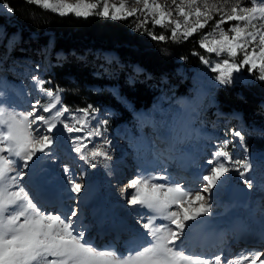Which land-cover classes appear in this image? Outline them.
<instances>
[{"label": "snow or ice", "instance_id": "obj_1", "mask_svg": "<svg viewBox=\"0 0 264 264\" xmlns=\"http://www.w3.org/2000/svg\"><path fill=\"white\" fill-rule=\"evenodd\" d=\"M25 2L51 10L62 17L74 14L84 19L95 15L119 21L136 15L138 11H125L124 3L117 6L110 4L109 0H77L75 4L63 0ZM135 2L142 3L143 9L153 14L154 25L163 26L166 16H171V11L165 12L159 3L150 6L149 0ZM173 4L178 16L183 17L184 25L181 31L180 21L168 20L169 25H174L170 32L173 41H187L208 25V21L213 19V12L219 14L220 19L216 22L218 37L214 33L205 34L199 41V48L215 54L217 58L226 56L218 59L214 66L209 59L201 56L202 63L211 72L219 73L215 79L220 84L234 83L238 78L234 74L242 70L254 76L256 69L259 70L256 79L264 82V0H253L251 6H245L240 0H218L213 4L205 0L203 8L198 0H179V3L173 0ZM0 9L9 14L15 11L7 2L0 4ZM145 23L142 22L141 26ZM222 24H229V28L225 30ZM148 35L152 41L165 42L169 39L163 33L157 35L149 31ZM208 36H212V39L208 40ZM241 56V59H237ZM36 67L38 72L40 66ZM32 80L40 86L39 91L50 98L47 104L37 99L29 110L13 109L5 119L4 115L9 109L0 103V264H209L210 258L185 251L182 238L191 227L188 222L197 221L198 217L209 211L208 201L214 189L227 179L233 165L239 166L235 170L249 187L252 186L245 176L249 165L235 158L228 150L229 145L236 146L235 138H238L239 145L247 151L244 133L237 129L227 130L234 139L217 141L211 147L206 158L207 168L198 177L200 183L195 190L182 184L157 182L166 180L163 175L138 176L130 180L127 187L135 189V194L131 195L128 203L147 208L152 213H143L138 220L151 239L135 248L134 254L124 258L107 249L99 250L85 239V231L78 227L79 203L73 204L67 213L55 208L49 211L28 190L27 178L32 165L42 155H52L57 133L62 135L64 130L69 134L82 131V128L70 123L71 119H75L76 124H87L92 128L87 136L68 137L80 141L74 147L79 159L95 168L99 158H110L106 150L110 141L104 134L108 120L99 115L100 110L88 105L77 109L84 114V119L75 115L60 119L70 111L67 106L57 107L62 103L60 94L65 89L58 86L56 89L43 87L45 81L38 74L33 75ZM92 121L95 123L92 124ZM61 124L62 129L58 127ZM85 141L92 144L91 149ZM86 151L88 155H85ZM64 177L70 186L67 190L74 194L70 199L79 201L85 185L75 178L67 165L64 166ZM10 187L13 190H9ZM161 218L168 223L157 224V219ZM237 255L249 257L245 264H264V252L260 250ZM214 264H232V261L220 253L215 255Z\"/></svg>", "mask_w": 264, "mask_h": 264}, {"label": "rangeland", "instance_id": "obj_2", "mask_svg": "<svg viewBox=\"0 0 264 264\" xmlns=\"http://www.w3.org/2000/svg\"><path fill=\"white\" fill-rule=\"evenodd\" d=\"M63 2L75 4L77 0H63ZM91 2H95V0H91ZM204 2L205 0H198V3L201 6V8H203ZM207 2L209 4H213V3H217L218 0H207ZM240 2L243 3L245 6H251L253 0H240ZM109 3L117 6L120 3H124L125 11H131L132 9H137L138 11L136 15L132 17H127L136 20L137 25L142 24V22L144 21H146V23L150 22L154 25L153 14L144 10L142 3L137 4L135 0H109ZM153 3H159L162 6V10H164L165 12L171 11V16L170 17L166 16V19L163 22V26L155 25L156 27L171 29V27L174 25L168 24V20L170 19L173 21H177V20L180 21L181 31L183 30L184 27L183 17L178 16V14L175 12L174 10L175 5L173 4V0H149L150 6ZM176 3H179V0H176ZM37 7L40 8L39 6ZM0 10L2 12H5L2 9ZM44 11H48L59 15L58 13L52 12L51 10H44ZM5 13L9 15V13L7 12ZM212 15H213V19L208 21V25L204 29L198 30L193 35L196 36V39L198 40V48H199V41L201 38L205 36V34L214 33V35L218 37L219 30L216 29V22L220 19V16L218 13L215 12H213ZM190 23H191V19H190ZM230 23L235 24L236 22H230ZM221 27L227 30L229 28V24H222ZM192 37H189L187 40L191 39ZM210 39H212V36H208V40ZM49 43L50 40L48 41V43H42V44H38L37 42H31L29 38H27L25 35H21L20 32L10 31V29H6L2 25H0V103H2L6 108L9 109V111L6 112L4 115L5 119H7L8 115L13 109L16 111L29 110L31 108V104L34 103L35 100L37 99L41 100L42 104H47L50 101V98H48L44 93L39 91L40 86L35 85L34 81L32 80V76L38 74L41 77V79L45 81L43 87L45 88L51 87L45 77V72L48 69L49 59H50V54H47V46L49 45ZM199 49L201 50V54L198 56L196 61H194V59H187V58L182 59V57H180L175 62L176 65L174 66L173 69H169L163 72L161 75H158L157 77L151 76L149 72H145L144 74L143 73L141 74L140 68H138L135 65V63L127 62L124 63L125 66L123 62L122 64H120L117 61V57L112 53L102 54L103 58L106 61H108L103 64L104 68L103 67L101 68L102 71L100 72L93 71V75L95 76V78L103 77L104 79L114 80V75H117L119 72L121 73L122 71L125 70V72L128 73V76L126 78L127 81H135V80L138 81L140 78H150L151 85H153V89L158 90L150 106L144 109H138L137 111H134L131 102L128 101L126 98H124L122 96L123 94L122 93L120 94L119 91L115 89V87H108L107 89L106 86H102L101 87L102 92L104 90L111 91V93L117 97V103H119L124 109H126V111L132 112L133 118L131 121L127 123L115 125L116 114H114V112L109 108L99 109L100 110L99 115L102 116L104 119L108 120V124L104 128V134L107 137V140L110 141V145H106V150L110 158H99L95 168L85 164L84 161L80 162L81 160L79 159V157L77 158L78 159L77 161H74V165H73V167L76 168L75 164L80 163L81 166H85L86 168H88L85 170L86 171L89 170L90 177H92L95 173V175H101L102 179L105 181L110 180L109 185H111L112 188H114L115 192L118 190L119 187H121L119 188V193L116 195L117 197L123 196L121 197L123 206L118 207L119 210L118 215L121 218L122 217L128 218L127 222L131 223L133 227H134L133 220L136 221V219H138V217L135 215L134 208L138 210L139 206H132L128 203V201L131 199V195L135 194V189L128 188L127 185L131 179H135L138 176L151 177L156 173L151 172L149 170L148 168L149 162H141L140 160H138L136 156L134 157L133 160H131L133 155L130 149H128L127 147L124 148L123 146L120 145V143L122 145H125L126 141L137 139L138 141H142L144 144H146L148 138L145 137V133L147 134V132L149 133L154 132L153 148L157 150L159 153V150L163 146L156 144L157 143L156 135L159 134L160 135L159 138H161V134L169 133L168 138H170L173 133V127H174L171 126L173 122L177 120L179 121L178 124L175 126L176 133L174 134V136L176 137V141L181 142L182 140L186 139L182 142L183 143L190 142L192 140V136L187 135L188 134L187 128H190L191 124H193L194 127L193 141L190 145L191 149L188 148V146L181 147L180 144L177 146L179 149H185V151H190L189 154H186L185 158H187V156H193V159L197 157V153H195L194 151L196 149L197 151H200V147L198 145H195L194 148L192 147L195 141H197L199 145H202V148L208 144L207 140L210 135H213V133H208L207 131H205V129H203V127L212 125L210 127L211 131H213L218 136L222 134L221 137H218L219 139H216V135L214 134L215 137L211 139L212 143L210 145V149L213 145L217 144V141H222L224 139H228V140L234 139L227 130L237 129L242 131L245 136L247 151L245 150L244 147H241L239 145L238 138H235L237 141L236 146L233 147L232 145H229L228 150L233 153L235 158L240 159L249 165L248 171L245 173V176L247 177L248 181L251 182V185L256 190V192L254 191L251 192L250 198L246 202L249 201L253 202L257 198H260L261 199L260 204H263L262 203V200L264 199L263 190L262 193L260 194L259 192H261V190L257 192V188L254 187L253 185L256 182L255 180H259L260 178L264 177V127H263L264 104L258 105L257 109H255V111L249 114V117L252 118L253 121L260 122L259 126L254 125L255 123H250V124L245 123L244 119L239 114L240 111L236 110L235 108L234 109L236 111L235 110L230 112L222 111L221 109L223 105L218 101L216 102L215 99L216 87L218 82L215 79V77L218 76L219 73L211 72L209 67L204 63H202L201 56L209 59L212 62L213 66L218 59L226 58V56L222 55V57L217 58L215 54H209L204 49L201 48ZM92 56L96 58L98 56H101V54L100 53L98 54L97 51L95 52L92 51ZM191 56L192 57L196 56V54L191 53ZM59 57L61 56L58 53L54 55L55 60ZM241 58L242 56L238 57L237 59H241ZM4 63H6L9 66L8 69H4L5 67ZM37 65L40 66L38 72L36 67ZM113 65H115L114 68ZM92 67L94 69V64H92ZM11 70L17 71L18 74L15 75L14 73H11ZM254 72H255L254 77H257L259 75V70L256 69L254 70ZM242 73H248V72L246 70H242L241 73L239 74ZM11 74L14 77L12 79L15 80H11L12 77ZM136 74L140 76L139 79L135 77ZM239 74H234V76H239ZM242 78H246V77H242ZM256 80L259 81L258 79ZM2 82H4L5 84L3 85ZM16 84L19 85V87L21 86L20 89L22 88L23 97H18L15 91L11 89V86ZM2 85L8 86V89L3 90ZM126 85L127 84H124V87ZM180 87H185L187 94L178 96L176 92ZM95 89H100V88L96 86ZM24 99L26 100L25 102L23 101ZM24 104H27V106L24 107L23 106ZM62 106H64L62 103L57 105V107H62ZM50 114L51 113H44V115H50ZM155 114L158 116V121L156 120ZM73 115L79 116L81 119H84V114L82 112H78L77 110H70L68 113H65L64 117H61L60 119H65ZM152 118H155V122L150 124L149 120H151ZM144 121L145 123H143ZM70 123L76 128H82V131L73 132L69 134L67 133L66 130H64L62 135L60 133H57V140L54 148L52 149V154L55 151H59L58 152L59 155L74 154L70 156V159L74 160L77 157L76 155H78L74 151V147L76 146V144H79L80 141L79 140L74 141L72 139H68V137L87 136V134L90 131H92V128L87 124L84 126L80 124H76L75 119H71ZM91 123L94 124L95 121H92ZM157 125H160V127H158L160 128L158 131L156 130L157 128H150V127H156ZM217 126L218 129L223 128V131H221V133L217 132ZM58 127L62 129L63 125L62 124L58 125ZM147 127L149 128L147 129ZM135 131L139 133L138 137L135 134ZM201 132L204 133L203 136L199 135ZM177 133H179V135H177ZM168 142L169 140L165 144L166 145L165 147L166 149L169 150L170 146ZM85 143L88 142L85 141ZM203 144H205V146ZM255 145H261L262 146L260 147L261 150L258 151L254 150L255 148H257ZM62 146H65L64 149ZM138 146L139 145L137 146L132 145V149H137ZM91 147L92 144L88 143V148L91 149ZM125 149L127 155L124 158ZM210 149L201 150V155L208 156L210 154ZM117 152L118 155H120L119 158H117L118 157ZM85 155H88L87 151L85 152ZM42 157L43 155L41 156V158ZM48 158H52V160L50 161ZM58 158L59 157L57 156L56 157L45 156L43 160L42 159H38V160H40V163L43 166H47L49 168L54 167L56 170L59 167V171H62L64 174V166L65 165L69 166L68 162H66L68 159L61 157L64 158V162L62 160L60 161L61 163L56 166ZM199 158L200 160H202L201 156ZM168 159L171 160V158ZM182 160H183L182 158L176 157L175 163L181 164ZM188 160H192V159L189 158ZM126 161L127 162L130 161L131 164L135 163L136 165L135 167H132L133 171H131V173L128 171L129 164H127ZM151 161L154 162L153 159H151ZM238 167H239L238 165H233V170L229 174H227V179H225L224 182L219 186V188H217L218 193H216L215 196L217 200L214 201L213 199L215 197L211 196L212 198L208 201L209 211L205 214L208 215L210 214V216L221 215L222 212L225 210V208L230 207L233 203L235 202L242 203V201H238V200H235L233 202H229L228 200H226V193H228V188L230 187L231 184L234 183L242 186L246 185L245 182L243 184L242 181L244 180L235 170ZM173 168L176 169L178 172V168H175V166ZM206 168L207 165L205 166L204 171L206 170ZM113 170L115 172H113L110 175V173ZM77 171L78 170H75L73 172L75 173ZM127 172H129L128 175L122 177L120 181H117L116 178L117 175L118 177H120L121 173L125 175ZM109 175L110 177L108 180L107 177ZM100 183H101V179H100ZM198 184L195 185V188H197ZM30 185H32V181H30L28 187ZM263 185H264V181H263ZM104 189L103 192L108 191L107 187H105ZM9 190H13V189L10 187ZM122 192L124 193L123 195ZM205 195L207 196L208 194ZM108 199L110 198L108 197ZM117 203H120V198L118 199ZM223 204H227V206L222 207ZM81 207L85 208V206H81ZM128 208L131 210H128ZM131 212L133 213V215L131 214ZM80 213H81V209H80ZM252 216L254 218H258L254 220L256 222L258 223L264 222L263 211H258L256 214H252ZM121 223H123L122 220ZM135 226L137 227V224H135ZM140 228H142L141 225Z\"/></svg>", "mask_w": 264, "mask_h": 264}, {"label": "trees", "instance_id": "obj_3", "mask_svg": "<svg viewBox=\"0 0 264 264\" xmlns=\"http://www.w3.org/2000/svg\"><path fill=\"white\" fill-rule=\"evenodd\" d=\"M4 2L9 3L15 11L7 15L0 10V25L10 31L20 32L31 42L42 44L50 40L47 46L49 54L59 51L69 54L64 60H57L47 76L54 86L65 89L63 102L72 108L86 107L88 104L111 105L121 114L125 113L108 91L95 93L92 90V85L107 82L92 75V64L94 69H101L98 66L102 64L94 59L92 51L115 53L123 64L135 63L149 71L153 77L173 69L180 57L196 61L201 54L196 36L187 41H173L170 38L171 29L156 27L150 22L141 26L132 18L112 21L95 15L87 19L77 18L74 14L62 17L30 5L25 0H0V4ZM149 31L157 35L163 33L169 39L165 42L152 41L147 35ZM191 53H196V56L192 57ZM120 74L125 75V70ZM248 74H244L246 78L236 76L238 78L234 83H219L216 96L224 109L239 110L246 121L251 120L249 114L264 101V82ZM120 81H125L122 76ZM150 85V78H142L125 87L119 83V88L133 101L135 107H142L151 102L154 94L153 85L151 88Z\"/></svg>", "mask_w": 264, "mask_h": 264}, {"label": "bare ground", "instance_id": "obj_4", "mask_svg": "<svg viewBox=\"0 0 264 264\" xmlns=\"http://www.w3.org/2000/svg\"><path fill=\"white\" fill-rule=\"evenodd\" d=\"M19 95H21L20 93V87L19 86H13L12 87ZM156 115V114H155ZM156 120L158 121V116L156 115ZM155 122V118H152L151 120H149V123L152 124ZM176 121L173 122L172 126L173 127L175 125ZM169 137V133H164L161 134V138H157V145L162 146L163 142L166 144L168 141ZM167 140V141H166ZM166 146V145H165ZM162 147L159 152H161V154L167 158H171L173 159V155H172V151L166 149V147ZM188 148L191 149V147L188 146ZM194 148V147H193ZM180 151H185V149H179ZM190 151H186V154H189ZM187 158L189 159H193V156H187ZM39 161V165H33L32 170L29 174V177L27 178V182L28 184H30V181H32V185L29 186V188H32L33 186L35 187H39L40 185H44L45 183H50V184H54V185H58L59 181H60V175L57 172V170L54 167H47V166H43ZM171 162V160H169ZM73 162V161H72ZM71 162V163H72ZM175 162V161H174ZM188 170V169H187ZM85 171V178L88 179V171ZM129 171V170H128ZM171 171V170H170ZM177 172L176 169L172 168V172ZM190 171V170H188ZM204 171V169L202 170ZM80 174V173H79ZM80 177V175L78 176ZM96 177L97 180L94 184L90 183V180ZM76 178V177H75ZM100 179H101V183H105V185L108 184L109 181H105L102 179L101 175H94L92 177L89 178V182L85 183L82 181V183H84L85 187L82 190V193L80 195V199L79 201L82 204H79L80 207L81 206H85L86 209L88 208H92L93 212L95 213L96 217L95 219H101V218H105L106 215L101 212L104 211V209H112V212H114V203L111 202L110 199H112L113 197H115L116 195H112L107 193L106 191L103 192V189L106 187H99V183H100ZM263 178H260L259 180H255V184L253 185L254 187L257 188V192H259V190H261V192H259L260 194L262 193V190L264 192V185H263ZM39 181V184H36V181ZM251 192H256V190L251 186L250 187ZM102 190V191H101ZM105 190V189H104ZM101 193L106 194V198H102ZM216 193H218V189H214L212 197L216 196ZM39 195H37L38 197ZM108 197L110 199H108ZM211 197V198H212ZM36 198V197H34ZM62 198V197H60ZM215 200H217V198H214ZM260 198H257L255 201L251 202H235L233 203L230 207L225 208V210L222 212L221 215H217V216H209L208 214H202L200 217L197 218V221H189L188 224L191 225V227L189 229L186 230V233L184 236L186 235H191L193 233H202V234H211L213 232H215L216 227H222V228H230V229H239L240 231H244L246 236L250 235V232H262V230L264 229V222L263 223H258L256 221H254L255 219L258 218H254L252 216V214H256L258 211H263L264 212V204H260ZM77 201V203L79 202ZM239 201V200H238ZM62 201L60 199H58V204L61 203ZM67 204V203H66ZM227 204H223L222 207H226ZM209 216V217H208ZM87 217L85 219V223L89 220V212L87 214ZM138 220H139V216ZM91 220H94L93 218H90ZM248 219V220H246ZM125 220V218H124ZM138 220L136 222H134L133 220V224L134 227L136 223H138ZM162 220V219H159ZM124 223V222H123ZM78 226H80L78 224ZM209 226H213L214 230L212 231H206L205 228L209 227ZM219 232H215V234H218ZM239 238H244V235L240 236ZM247 237H245L246 240Z\"/></svg>", "mask_w": 264, "mask_h": 264}]
</instances>
